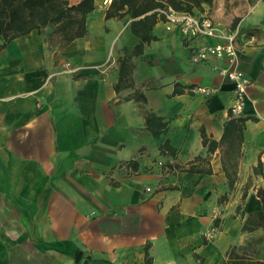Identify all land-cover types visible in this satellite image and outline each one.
Instances as JSON below:
<instances>
[{"label":"crops","instance_id":"0c3cea01","mask_svg":"<svg viewBox=\"0 0 264 264\" xmlns=\"http://www.w3.org/2000/svg\"><path fill=\"white\" fill-rule=\"evenodd\" d=\"M111 1L82 37L48 25L0 50V264H264V228H244L264 188V0L164 4L234 34L233 62L198 63L226 40L184 39L161 6L141 42ZM231 65L250 82L234 120Z\"/></svg>","mask_w":264,"mask_h":264},{"label":"trees","instance_id":"16d2710c","mask_svg":"<svg viewBox=\"0 0 264 264\" xmlns=\"http://www.w3.org/2000/svg\"><path fill=\"white\" fill-rule=\"evenodd\" d=\"M202 0H112L105 13V18L129 15L131 30L143 41H149L150 30L156 21V12L147 14L164 4L175 9L191 11ZM209 2L210 0H203ZM94 8L93 0H81L70 4L68 0H0V50L11 40L26 35L32 30L40 32L45 26H54L63 44L86 33V16ZM143 15V16H142ZM142 16V17H141ZM140 50V45L135 51ZM230 116V115H229ZM232 117L230 119H239ZM257 197L261 201V209L249 216L244 228H264V188H258ZM145 264H149L146 260Z\"/></svg>","mask_w":264,"mask_h":264},{"label":"built area","instance_id":"2783aa9c","mask_svg":"<svg viewBox=\"0 0 264 264\" xmlns=\"http://www.w3.org/2000/svg\"><path fill=\"white\" fill-rule=\"evenodd\" d=\"M157 13L163 18L164 24L168 30H177L186 40L201 37L224 38L226 40V42L223 43H204L200 45L191 55L192 62H202L210 57L227 58L232 62L234 61L238 49L234 34L222 35L208 15L196 16L189 12L177 11L168 5L159 8ZM68 65L67 63V66ZM223 74L233 84V101L229 108V115L232 117H239L243 111L246 90L250 82L241 70L232 65L225 69ZM193 89L196 93L204 96H210L215 93L214 88L204 86H196ZM146 191H150V188H146Z\"/></svg>","mask_w":264,"mask_h":264},{"label":"rangeland","instance_id":"374dc122","mask_svg":"<svg viewBox=\"0 0 264 264\" xmlns=\"http://www.w3.org/2000/svg\"><path fill=\"white\" fill-rule=\"evenodd\" d=\"M54 30L55 29L53 28L51 31H48L47 33H45L47 39H49L50 41L55 40L54 38H57V37L60 38V35L56 33ZM250 216L252 217L253 214H251Z\"/></svg>","mask_w":264,"mask_h":264}]
</instances>
